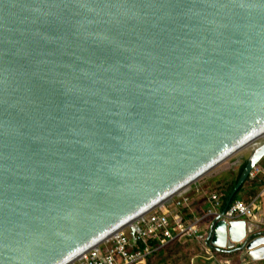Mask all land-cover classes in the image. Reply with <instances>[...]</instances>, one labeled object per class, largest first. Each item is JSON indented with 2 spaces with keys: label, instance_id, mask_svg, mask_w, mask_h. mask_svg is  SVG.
Segmentation results:
<instances>
[{
  "label": "water",
  "instance_id": "water-1",
  "mask_svg": "<svg viewBox=\"0 0 264 264\" xmlns=\"http://www.w3.org/2000/svg\"><path fill=\"white\" fill-rule=\"evenodd\" d=\"M250 150L216 250L264 158V0H0V264H70Z\"/></svg>",
  "mask_w": 264,
  "mask_h": 264
},
{
  "label": "built area",
  "instance_id": "built-area-1",
  "mask_svg": "<svg viewBox=\"0 0 264 264\" xmlns=\"http://www.w3.org/2000/svg\"><path fill=\"white\" fill-rule=\"evenodd\" d=\"M255 169L250 172V178L256 176ZM221 198L222 194L206 192L197 182L70 264H145L153 254L176 241H193L202 247L206 258L222 264V259L206 244L212 221L220 215L223 207ZM194 203L197 211L192 208ZM221 218L226 223L244 221V239L257 235L263 221L256 199L235 201ZM226 262L230 264L229 260Z\"/></svg>",
  "mask_w": 264,
  "mask_h": 264
},
{
  "label": "rangeland",
  "instance_id": "rangeland-1",
  "mask_svg": "<svg viewBox=\"0 0 264 264\" xmlns=\"http://www.w3.org/2000/svg\"><path fill=\"white\" fill-rule=\"evenodd\" d=\"M252 151H247L225 162L202 177L198 182L206 185L203 186L204 191H206V188L208 189L206 192L219 191V189L221 191L224 190L231 183L234 175L236 176L240 165L247 161ZM255 171L256 176L251 178L252 180L247 183V186L254 182L261 183V185L255 190H249V192L243 194L246 201L253 198H260L261 201H264V158L257 164ZM262 207L264 211V203ZM206 257V253L199 244L188 243L183 246H172L166 250L163 260L157 256L150 259L147 264H217L214 259H208Z\"/></svg>",
  "mask_w": 264,
  "mask_h": 264
},
{
  "label": "clouds",
  "instance_id": "clouds-1",
  "mask_svg": "<svg viewBox=\"0 0 264 264\" xmlns=\"http://www.w3.org/2000/svg\"><path fill=\"white\" fill-rule=\"evenodd\" d=\"M246 162V161H245ZM257 166V165H256ZM255 168V167H254ZM253 168V169H254ZM252 169V170H253ZM248 179H251L250 178V174H249V178ZM198 182V181H197ZM196 182V183H197ZM200 183V182H199ZM195 184V183H194ZM191 187V186H190ZM211 192H219V191H211ZM220 194H222L223 196V192H219ZM173 199V198H172ZM171 199V200H172ZM253 199H256V202L259 198H253ZM253 199H251L250 201H252ZM238 200H243L245 202H250V201H246L245 198L243 199H238ZM170 201V200H169ZM168 201V202H169ZM237 201V200H235ZM234 201V202H235ZM166 202V203H168ZM234 202H231V204H233ZM165 203V204H166ZM230 204V205H231ZM258 204V202H257ZM229 205V206H230ZM163 206V205H162ZM161 207V206H160ZM260 207V206H259ZM159 208V207H158ZM156 208V209H158ZM229 208V207H228ZM227 208V209H228ZM154 209V210H156ZM223 209V207H222ZM153 210V211H154ZM262 210V209H261ZM222 211V210H221ZM227 211V210H226ZM152 212V211H151ZM150 213V212H149ZM262 213V211H261ZM148 214V213H147ZM146 215V214H145ZM263 216V215H262ZM262 220H263V217H262ZM228 225V223H227ZM245 237V236H244ZM258 237H264V227H263V221L261 223V231L257 233V235H254L252 237H249V238H246L241 241V242H236L234 247H230L228 248L227 245L223 248H221V250H215L214 252L217 254V257L219 259H222V264H227L226 261L229 260L230 264H264V244L260 245V246H257L256 248H253L252 250H248L246 247H244L243 249L240 248V246L242 244L245 243V246L247 244H249L253 239L255 238H258ZM211 239L209 240V243H210ZM228 241H229V238H228ZM187 243H195L193 241H187ZM206 244H207V241H206ZM207 246H209L207 244ZM211 248H214L213 246H209ZM154 255V254H153ZM152 255V256H153ZM151 256V257H152ZM148 262V260H147ZM147 262L145 264H147Z\"/></svg>",
  "mask_w": 264,
  "mask_h": 264
},
{
  "label": "trees",
  "instance_id": "trees-1",
  "mask_svg": "<svg viewBox=\"0 0 264 264\" xmlns=\"http://www.w3.org/2000/svg\"><path fill=\"white\" fill-rule=\"evenodd\" d=\"M245 165H246V162L242 163L237 171V174L236 176L234 175V178L232 179L231 183L228 184L224 190L221 191V189H219V192H223V196H222V201H223V208L225 207L227 201H228V198L236 184V182L238 181V179L240 178L244 168H245ZM250 180L252 179H248L247 182L242 186V188H240V190L234 195L233 199H232V202H234L235 200H238V199H243V194L249 192V190H255L258 186L261 185V183H257V182H254V183H251L250 185L247 186V183L250 182ZM218 191V190H216ZM251 200V199H250ZM250 200H247V201H250ZM184 244H188L187 242H184V241H176L170 245H168L167 247L161 249L160 251H158L157 253H155L152 257H150L148 259V261L154 257H157L159 256L161 258V260L164 259L165 257V252L166 250H168L169 248H171L172 246H183ZM148 263V262H147Z\"/></svg>",
  "mask_w": 264,
  "mask_h": 264
},
{
  "label": "crops",
  "instance_id": "crops-1",
  "mask_svg": "<svg viewBox=\"0 0 264 264\" xmlns=\"http://www.w3.org/2000/svg\"><path fill=\"white\" fill-rule=\"evenodd\" d=\"M203 186H206L205 184L203 185ZM206 191H208V189L206 188L205 189ZM257 202H258V205L260 206V208L262 209V215L264 216V211H263V207H262V205H263V203H264V201H261V199L259 198L258 200H257ZM192 208H195V211H197L196 210V207H195V203L193 204V207ZM262 216V217H263ZM263 225H264V217H263ZM211 249V251L212 252H214L216 249L215 248H210ZM216 253H214V255H215ZM217 255V254H216Z\"/></svg>",
  "mask_w": 264,
  "mask_h": 264
}]
</instances>
